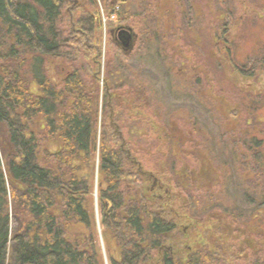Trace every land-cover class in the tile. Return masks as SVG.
Listing matches in <instances>:
<instances>
[{"label":"rangeland","instance_id":"obj_1","mask_svg":"<svg viewBox=\"0 0 264 264\" xmlns=\"http://www.w3.org/2000/svg\"><path fill=\"white\" fill-rule=\"evenodd\" d=\"M69 1V13L79 5L101 13V49L93 53L98 77L86 75L100 91L106 78L112 88L113 99L99 105V135L108 123L137 144L136 158L147 174L144 194L173 211L175 236L182 242L177 257L204 254L208 248L219 264H264V208L237 205L244 190L251 197L264 194V0H125L120 20L106 12L101 0L92 8L86 0ZM222 28L227 45L232 44L229 53L216 37ZM119 31L130 34V49L120 43ZM118 54L129 56L131 63L133 85L124 89L121 76L109 68ZM232 58L239 67L257 68L255 76L238 72ZM70 70L62 61L49 64L58 84ZM43 124L37 119L32 130L41 133ZM234 138L252 142L249 148L257 156ZM61 143L45 141L40 160ZM174 172L186 173L185 187L176 183ZM90 177L98 244L103 264H110L111 255L120 256L100 224L97 159ZM58 205L53 214L61 217V200ZM70 230L88 234L79 223Z\"/></svg>","mask_w":264,"mask_h":264},{"label":"trees","instance_id":"obj_2","mask_svg":"<svg viewBox=\"0 0 264 264\" xmlns=\"http://www.w3.org/2000/svg\"><path fill=\"white\" fill-rule=\"evenodd\" d=\"M101 1L108 14L121 19L125 0ZM86 2L90 8L98 4ZM70 5L69 0H0V264H103L90 203L96 159L100 224L120 256L111 255L110 264H219L208 248L204 254L190 251L184 259L177 257L182 242L175 236L173 211L144 194L147 174L136 158L137 144L108 123L99 135V105L113 99L112 88L106 78L100 91L86 75L98 77L93 53L101 49L102 17L80 5L69 13ZM223 28L216 37L229 53L232 44L227 45ZM131 44L123 43L124 49ZM217 48L221 53L222 47ZM51 61L71 66L59 84L49 75ZM233 63L244 76L257 72ZM114 64L109 68L121 76L119 87L132 86L129 56L118 54ZM39 118L44 126L36 133L32 127ZM58 139L59 150L44 151L41 161L43 143ZM234 141L257 156L249 140ZM181 174L174 172V177L185 187L182 181L188 178ZM239 196L238 206L264 208V194L251 197L244 190ZM60 200L61 217L53 214ZM78 223L88 234L70 233Z\"/></svg>","mask_w":264,"mask_h":264},{"label":"water","instance_id":"obj_3","mask_svg":"<svg viewBox=\"0 0 264 264\" xmlns=\"http://www.w3.org/2000/svg\"><path fill=\"white\" fill-rule=\"evenodd\" d=\"M120 37H121L122 43H124V45L126 47L130 46V44H131V42H130L131 41V36H130V34L128 32L122 31L121 34H120Z\"/></svg>","mask_w":264,"mask_h":264}]
</instances>
